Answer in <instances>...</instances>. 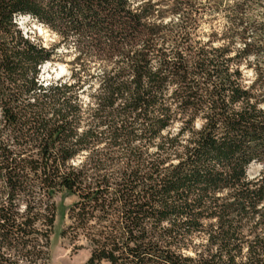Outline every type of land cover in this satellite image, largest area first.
Returning <instances> with one entry per match:
<instances>
[{"label": "trees", "instance_id": "obj_1", "mask_svg": "<svg viewBox=\"0 0 264 264\" xmlns=\"http://www.w3.org/2000/svg\"><path fill=\"white\" fill-rule=\"evenodd\" d=\"M61 192L86 264H264V0H0V264Z\"/></svg>", "mask_w": 264, "mask_h": 264}, {"label": "rangeland", "instance_id": "obj_2", "mask_svg": "<svg viewBox=\"0 0 264 264\" xmlns=\"http://www.w3.org/2000/svg\"><path fill=\"white\" fill-rule=\"evenodd\" d=\"M19 28L23 34L34 43H39L42 47H49L56 43V37L48 30L40 25L35 24L26 17L18 22ZM41 28L43 32L38 30ZM64 48H60L59 52L63 53ZM70 57H59L51 64L44 65L40 73V83L46 85L50 80H58L67 76V63ZM245 85L248 86L252 82L253 76L250 70L242 69ZM257 169L254 167L253 170ZM76 197L65 194L64 192L54 194L52 202L54 204V224L51 235L49 237L48 247V263L47 264H86L89 259V252L86 249L73 251V247L82 246L83 242L70 245L68 240L62 239L60 233L69 225L67 220L68 210L76 203ZM106 264V263H101Z\"/></svg>", "mask_w": 264, "mask_h": 264}, {"label": "bare ground", "instance_id": "obj_3", "mask_svg": "<svg viewBox=\"0 0 264 264\" xmlns=\"http://www.w3.org/2000/svg\"><path fill=\"white\" fill-rule=\"evenodd\" d=\"M26 18H27V17H26ZM20 19H22V18H18V22H19ZM38 30H39L40 32H43V31L41 30V28H39V27H38Z\"/></svg>", "mask_w": 264, "mask_h": 264}]
</instances>
